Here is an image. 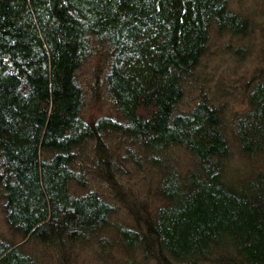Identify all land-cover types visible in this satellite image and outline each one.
<instances>
[{
  "label": "trees",
  "instance_id": "obj_1",
  "mask_svg": "<svg viewBox=\"0 0 264 264\" xmlns=\"http://www.w3.org/2000/svg\"><path fill=\"white\" fill-rule=\"evenodd\" d=\"M263 20L264 0H0V264H44L31 244L264 264Z\"/></svg>",
  "mask_w": 264,
  "mask_h": 264
},
{
  "label": "rangeland",
  "instance_id": "obj_2",
  "mask_svg": "<svg viewBox=\"0 0 264 264\" xmlns=\"http://www.w3.org/2000/svg\"><path fill=\"white\" fill-rule=\"evenodd\" d=\"M248 61H245L243 63V65H237L236 62L234 61V58L230 55H226L225 60H224V64H222L223 68L228 67L231 70V66H235L237 68V74H235V76L237 77L240 73L244 72L245 67H251L253 62L250 61V59H247ZM232 71V70H231ZM239 101H235L234 105L238 108V109H242V106L238 103ZM105 112V109L102 108L99 109V107H96L92 104H90L87 108V115L89 118L91 117H96L102 113ZM138 178V177H137ZM137 182V179H136ZM122 216V212H118L114 215L113 219L115 220V218H121ZM1 220V218H0ZM1 223V222H0ZM107 237L109 238V243L112 242V239H116V237H112L110 235L107 234ZM108 243V244H109ZM107 245H105V247L107 248ZM98 245H94V246H88L87 248H81V250H79L78 252H80L79 256H81L83 258V261L85 264H103V263H99L98 258L95 256V253L98 252L97 251V247ZM95 247V250L92 251V249ZM30 251L33 253V255L35 256V258L41 262H43L44 264H57L55 263V258L52 257V253L48 250H43V248L38 247V246H32V244L29 246ZM111 251V250H110ZM84 253V255H88V258L83 257L82 253ZM95 252V253H92ZM109 261H107L106 264H111L108 263ZM78 264H83L82 262H79Z\"/></svg>",
  "mask_w": 264,
  "mask_h": 264
},
{
  "label": "bare ground",
  "instance_id": "obj_3",
  "mask_svg": "<svg viewBox=\"0 0 264 264\" xmlns=\"http://www.w3.org/2000/svg\"><path fill=\"white\" fill-rule=\"evenodd\" d=\"M256 16V15H255ZM255 16H253V17H255ZM261 21V20H260ZM264 21V20H263ZM243 47V46H242ZM261 49V48H260ZM202 62H203V60H202Z\"/></svg>",
  "mask_w": 264,
  "mask_h": 264
}]
</instances>
